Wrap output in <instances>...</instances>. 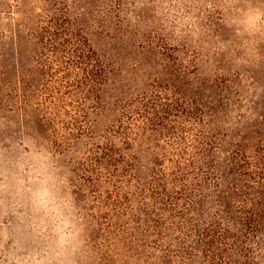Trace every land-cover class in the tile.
I'll use <instances>...</instances> for the list:
<instances>
[{
    "label": "trees",
    "instance_id": "obj_1",
    "mask_svg": "<svg viewBox=\"0 0 264 264\" xmlns=\"http://www.w3.org/2000/svg\"><path fill=\"white\" fill-rule=\"evenodd\" d=\"M200 17L196 36L154 0H0V96L68 157L83 264H264V64Z\"/></svg>",
    "mask_w": 264,
    "mask_h": 264
},
{
    "label": "clouds",
    "instance_id": "obj_2",
    "mask_svg": "<svg viewBox=\"0 0 264 264\" xmlns=\"http://www.w3.org/2000/svg\"><path fill=\"white\" fill-rule=\"evenodd\" d=\"M154 7L174 33L196 36L200 10L219 13L238 39V60L253 59L264 43V0H154ZM17 139L0 145V264H83L84 225L67 177L46 147Z\"/></svg>",
    "mask_w": 264,
    "mask_h": 264
},
{
    "label": "rangeland",
    "instance_id": "obj_3",
    "mask_svg": "<svg viewBox=\"0 0 264 264\" xmlns=\"http://www.w3.org/2000/svg\"><path fill=\"white\" fill-rule=\"evenodd\" d=\"M149 1V0H146ZM146 15L148 16H152V11L146 10L145 12ZM223 36H230L231 38H235V34L233 33V31L231 29L224 28L223 32H222ZM225 37V38H226ZM237 39V37H236ZM238 40V39H237ZM224 43V41H222ZM230 45L229 42L225 41V46ZM226 48V47H224ZM225 54V52H224ZM230 53H228L226 55L229 56ZM234 57V59H236V57H239L241 54L240 52L237 50V48L234 50V53L232 54ZM240 61L243 62L242 59H239ZM251 62H259L261 64H264V43H260L259 45V54L256 55L253 59H249ZM233 62V61H232ZM225 63V60L223 62V64ZM233 64L236 66L237 64L242 65L243 70H249L247 67V65H244L243 63H239V62H233ZM251 71V70H249ZM253 74V72L251 73ZM254 77L257 80H260L262 82H264V70L263 73L262 72H256L254 74ZM10 82H14V77L13 75L9 76V78L7 79ZM2 102V103H1ZM16 106V102H15V98H11L10 100H6V99H2V97L0 96V145H4L7 143H11L12 140L17 139V143H23L24 145L28 146V147H33L36 144H41L44 147H46L55 157V159L57 160L59 166L62 168L64 175L66 176V172H67V168H69V162H68V157L67 155L61 154L62 149L59 147H54L53 144L50 143L49 141V133L45 132V128H43V125H40L39 127L36 126H29L28 124H25L24 122V117H22L19 112L17 111V109L15 108ZM32 117V116H30ZM32 119V118H31ZM68 189L72 192H74V190L72 188H70L69 186H67ZM74 198L77 204V211L79 213V216L81 218V221L83 223V219H82V215L85 213H89L88 210L85 209V207L82 206V203L79 199V196L77 194H74ZM82 207L85 210H81ZM83 239L85 242L84 245V251H88L89 249V244L91 243L90 240H87L85 238V235L83 233Z\"/></svg>",
    "mask_w": 264,
    "mask_h": 264
}]
</instances>
